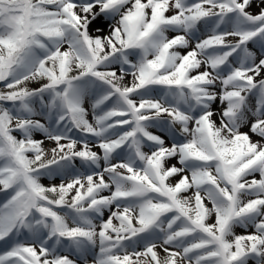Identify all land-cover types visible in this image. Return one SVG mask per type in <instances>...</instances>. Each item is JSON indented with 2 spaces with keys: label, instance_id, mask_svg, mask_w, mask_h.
<instances>
[{
  "label": "snow or ice",
  "instance_id": "snow-or-ice-1",
  "mask_svg": "<svg viewBox=\"0 0 264 264\" xmlns=\"http://www.w3.org/2000/svg\"><path fill=\"white\" fill-rule=\"evenodd\" d=\"M0 264H264V0H0Z\"/></svg>",
  "mask_w": 264,
  "mask_h": 264
},
{
  "label": "rangeland",
  "instance_id": "rangeland-1",
  "mask_svg": "<svg viewBox=\"0 0 264 264\" xmlns=\"http://www.w3.org/2000/svg\"><path fill=\"white\" fill-rule=\"evenodd\" d=\"M218 107H219V103L217 102V104L216 105H214V108H217L218 109ZM242 131H248V129L247 128H243L242 129ZM37 138L38 139H40V138H42L40 135H37ZM253 139H257V137H255V136H253ZM48 145H47V143H46V147H47ZM171 163H175V161H171ZM44 183H48V181L47 180H45L44 181ZM57 183H58V181H57ZM244 230L243 229H237V233L239 234V233H242Z\"/></svg>",
  "mask_w": 264,
  "mask_h": 264
}]
</instances>
